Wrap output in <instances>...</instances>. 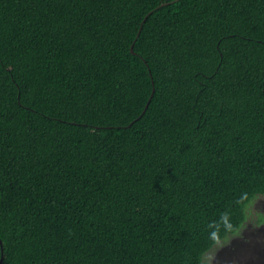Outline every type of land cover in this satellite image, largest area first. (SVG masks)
<instances>
[{
	"label": "trees",
	"instance_id": "16d2710c",
	"mask_svg": "<svg viewBox=\"0 0 264 264\" xmlns=\"http://www.w3.org/2000/svg\"><path fill=\"white\" fill-rule=\"evenodd\" d=\"M174 1L0 0L3 264H206L246 226L264 0Z\"/></svg>",
	"mask_w": 264,
	"mask_h": 264
},
{
	"label": "rangeland",
	"instance_id": "374dc122",
	"mask_svg": "<svg viewBox=\"0 0 264 264\" xmlns=\"http://www.w3.org/2000/svg\"><path fill=\"white\" fill-rule=\"evenodd\" d=\"M264 196L250 209V217L238 234L221 242L206 257V264H264ZM261 221V222H260Z\"/></svg>",
	"mask_w": 264,
	"mask_h": 264
},
{
	"label": "water",
	"instance_id": "95a60500",
	"mask_svg": "<svg viewBox=\"0 0 264 264\" xmlns=\"http://www.w3.org/2000/svg\"><path fill=\"white\" fill-rule=\"evenodd\" d=\"M175 1H179V0H175ZM174 1V2H175ZM170 3H172V2H170ZM167 4H169V3H165L164 5H167ZM140 34V33H139ZM132 51L134 52V45L132 46ZM155 91V90H154ZM147 107H148V105H147ZM147 109V108H146ZM0 241H1V244H2V246H3V241H2V239H0ZM3 262H4V255H3V257L1 258V260H0V264H3Z\"/></svg>",
	"mask_w": 264,
	"mask_h": 264
}]
</instances>
